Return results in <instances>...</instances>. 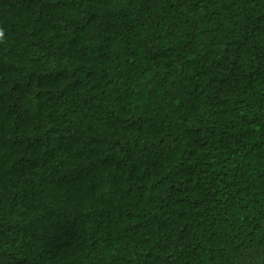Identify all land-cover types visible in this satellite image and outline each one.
<instances>
[{
    "label": "trees",
    "instance_id": "trees-1",
    "mask_svg": "<svg viewBox=\"0 0 264 264\" xmlns=\"http://www.w3.org/2000/svg\"><path fill=\"white\" fill-rule=\"evenodd\" d=\"M0 264H264V0H0Z\"/></svg>",
    "mask_w": 264,
    "mask_h": 264
},
{
    "label": "clouds",
    "instance_id": "clouds-1",
    "mask_svg": "<svg viewBox=\"0 0 264 264\" xmlns=\"http://www.w3.org/2000/svg\"><path fill=\"white\" fill-rule=\"evenodd\" d=\"M0 34H2V33H0Z\"/></svg>",
    "mask_w": 264,
    "mask_h": 264
}]
</instances>
